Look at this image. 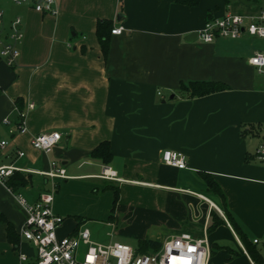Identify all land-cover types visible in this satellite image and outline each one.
Returning a JSON list of instances; mask_svg holds the SVG:
<instances>
[{
  "label": "crops",
  "instance_id": "0c3cea01",
  "mask_svg": "<svg viewBox=\"0 0 264 264\" xmlns=\"http://www.w3.org/2000/svg\"><path fill=\"white\" fill-rule=\"evenodd\" d=\"M55 3L56 12L51 15L33 10L30 4L0 0V35L15 17L21 32L15 63L8 66L0 58V140L8 142L0 153V164L26 170L14 172L25 180L16 191L0 182V217L17 234L13 246L0 222V264H19V252L26 255V264L34 254L19 235L24 212L13 193L33 202L39 193L51 191V210L62 218L57 229L61 236L90 221V217L70 213L74 194L66 189L75 185L90 193L101 188L115 190L116 208L124 204L123 192L141 194L142 202L148 195L156 197L162 209L154 218L165 229L130 235L126 231L124 238L135 241V249L141 239L160 244L178 232L192 236L204 232L210 248L208 264L240 260L264 264V163L254 157L256 146L264 141V75L247 62L262 41L248 35L218 37L207 43L197 37L186 40L206 20L225 12H254L264 2L198 0L195 6L177 0ZM102 20L111 23L110 29L117 25L124 29L120 34L106 32L105 52L95 35L96 23ZM191 81L223 83L227 88L182 97L179 85ZM19 112L24 113L22 132L15 130ZM48 131L60 133L58 142L45 153L32 148L31 136ZM102 141L110 152L106 162L90 155ZM165 149L181 152L185 167L163 164L160 153ZM51 161L64 170L65 177L51 182L37 173L47 171ZM103 167L114 177H97ZM60 179L64 180V196L60 193L57 199L56 181ZM208 181L218 187L220 195ZM135 210L142 213L146 208L135 204ZM225 211L248 246L261 256L260 263L250 257ZM113 218L108 216L107 222ZM219 231L228 235L229 243L222 241ZM253 238L259 242L253 244Z\"/></svg>",
  "mask_w": 264,
  "mask_h": 264
},
{
  "label": "built area",
  "instance_id": "2783aa9c",
  "mask_svg": "<svg viewBox=\"0 0 264 264\" xmlns=\"http://www.w3.org/2000/svg\"><path fill=\"white\" fill-rule=\"evenodd\" d=\"M13 4H30L32 9L45 13L55 14V0H10ZM264 2V0H260ZM19 18L15 17L9 25L7 32L0 35V58L5 64L11 66L18 56L17 45L21 39ZM124 31L121 25L112 27L110 34H120ZM197 39L201 42H212L216 38H238L248 35L262 41V47L253 51L247 62L264 75V4L256 11L250 13L224 14L206 20L196 31ZM28 104L27 107H31ZM19 121L16 131L25 129L24 113L19 112ZM2 122L8 123L7 118ZM60 139L58 131H48L31 136L29 143L32 148L48 152ZM8 142L0 140V153ZM17 155H22L17 151ZM255 159L264 163V141L260 142L254 150ZM160 161L168 166L184 168L183 154L175 150H162ZM26 171L12 164H0V182L5 184L7 178L16 171ZM40 175L52 180L63 178L64 170L49 163L47 171H38ZM99 178L111 179V172L103 167ZM10 190V188L8 187ZM52 190V189H51ZM18 206L24 212V219L19 231L23 241L28 242L34 249L33 259L26 264H208L210 256L209 243L206 234L192 236L188 232L171 234L161 240L157 250L138 253L135 248L121 242H98L90 236L89 230L79 226L73 232L58 235L57 229L62 218L51 210L52 192H41L33 202H28L19 193H13ZM252 243L259 242L253 238ZM264 244V240L261 241ZM19 264L28 261L24 253H18Z\"/></svg>",
  "mask_w": 264,
  "mask_h": 264
},
{
  "label": "rangeland",
  "instance_id": "374dc122",
  "mask_svg": "<svg viewBox=\"0 0 264 264\" xmlns=\"http://www.w3.org/2000/svg\"><path fill=\"white\" fill-rule=\"evenodd\" d=\"M63 181V179L56 181L58 182V188L55 192V195L59 196L57 197V199L60 198V193L62 195L64 193H62L61 189ZM66 190V192L74 194L71 200L73 204V211L70 213L72 215H82L84 217H90V221L87 222L85 226L89 230L94 240L96 239L103 242L118 241L134 247L135 241L130 240L131 238H124L126 231L127 233L131 232L140 234L143 231H146V233L150 230L159 232L165 229L164 227H162V225L159 226L160 221L154 218V214L160 212L162 209L161 206L157 205L155 196L151 198V196L149 195L148 197H145L147 195H142L143 197H145L142 202L140 201L141 194L137 193L134 196H131L129 193L126 194L123 192L120 196L121 201L124 204L116 208V201L115 203H113V191H110L109 189L101 188L96 192L94 191V193H90V190L81 191L79 185H75L67 188ZM91 195L95 196L94 200L90 199ZM135 204H142L143 207L146 208V210L142 213L136 211ZM128 205H131V207H128ZM222 214H224V212H222ZM111 215L114 216L113 220L107 222V217ZM72 217L73 216H67V219ZM164 224L165 222L163 223V226ZM219 234L223 238V242H230V238L226 233H224L223 231H219ZM132 235L135 236V234ZM27 244L30 246L29 243ZM24 251L25 246L23 248V252ZM209 264L211 263L209 262ZM237 264L246 263L240 260L237 262Z\"/></svg>",
  "mask_w": 264,
  "mask_h": 264
},
{
  "label": "trees",
  "instance_id": "16d2710c",
  "mask_svg": "<svg viewBox=\"0 0 264 264\" xmlns=\"http://www.w3.org/2000/svg\"><path fill=\"white\" fill-rule=\"evenodd\" d=\"M180 4H185L188 6H195L197 5L198 0H177ZM111 23L107 20L98 21L95 26V35L97 37L98 43L100 45V48L102 52H105L107 47V38H106V32L110 29ZM110 31V30H109ZM226 85L223 83H216V82H198V81H191L187 84H180L178 88V92L182 97L185 98H193V97H199L203 96L209 93H213L216 91H221L226 89ZM90 155L94 158L100 159L102 162L108 161L110 158V152L108 151V147L106 144V141H102L98 143L90 152ZM25 183V180L22 175L13 173L11 176H9L5 182V186L9 187L10 190L16 191L18 188L23 186ZM209 187H211L213 192L218 193L219 195L220 190L218 187L213 184L211 181H208ZM113 195L115 199L116 191L113 190ZM113 199V202H114ZM225 215L227 217L228 222L230 223L233 231L238 235L242 243L244 244L246 251L250 255V257L255 262H261L262 258L261 256L251 247L248 246L243 234L241 233V230L239 226L232 220V218L229 216L227 211H225ZM79 218L75 217V220ZM0 222L4 224L5 226V232H6V239L7 241L12 244L13 246L17 245V234L14 232L12 225L6 221L3 217H0ZM215 225V224H214ZM214 225L208 227L212 228ZM159 242H156L154 240L150 239H141L137 241L136 244V252L138 253H146L148 251H154L157 250L159 247Z\"/></svg>",
  "mask_w": 264,
  "mask_h": 264
},
{
  "label": "water",
  "instance_id": "95a60500",
  "mask_svg": "<svg viewBox=\"0 0 264 264\" xmlns=\"http://www.w3.org/2000/svg\"><path fill=\"white\" fill-rule=\"evenodd\" d=\"M118 17V16H117ZM116 20H118V18H116ZM197 37V34H196V32H192L191 34H189L187 37H186V40L188 41H190V40H193V39H195Z\"/></svg>",
  "mask_w": 264,
  "mask_h": 264
}]
</instances>
